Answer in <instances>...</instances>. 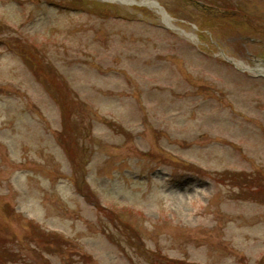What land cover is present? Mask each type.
Returning a JSON list of instances; mask_svg holds the SVG:
<instances>
[{"label": "rangeland", "instance_id": "374dc122", "mask_svg": "<svg viewBox=\"0 0 264 264\" xmlns=\"http://www.w3.org/2000/svg\"><path fill=\"white\" fill-rule=\"evenodd\" d=\"M130 1L0 0L1 264H264V0Z\"/></svg>", "mask_w": 264, "mask_h": 264}, {"label": "bare ground", "instance_id": "6f19581e", "mask_svg": "<svg viewBox=\"0 0 264 264\" xmlns=\"http://www.w3.org/2000/svg\"><path fill=\"white\" fill-rule=\"evenodd\" d=\"M117 1H119V2H121V3H128V1L127 0H117ZM138 5H144V6H146L147 8H149V9H153V10H155L157 13H159L161 16H163V18L166 20V21H169V19L165 16V14L161 11V10H159V8L157 7V6H155L153 3H150V2H141V3H139ZM243 70H247L245 67L243 68Z\"/></svg>", "mask_w": 264, "mask_h": 264}, {"label": "trees", "instance_id": "16d2710c", "mask_svg": "<svg viewBox=\"0 0 264 264\" xmlns=\"http://www.w3.org/2000/svg\"><path fill=\"white\" fill-rule=\"evenodd\" d=\"M30 60H33V59H30ZM32 63V62H31ZM34 63V62H33ZM68 156V155H67ZM68 158H69V156H68ZM232 178V177H231ZM258 180H260V179H258ZM261 181V180H260ZM243 188H244V190H247V192L245 191V192H243V193H245V195H249L252 199H250V200H253V199H255V200H257V198H256V195H257V192H255V190H251V191H249V187H247V186H245V185H243ZM80 190V189H79ZM78 190V192L79 193H82V192H80ZM258 195H260V194H258ZM254 200V201H255ZM164 260H166L165 258H164ZM168 263H171V264H179V263H177V262H168ZM0 264H1V262H0Z\"/></svg>", "mask_w": 264, "mask_h": 264}, {"label": "water", "instance_id": "95a60500", "mask_svg": "<svg viewBox=\"0 0 264 264\" xmlns=\"http://www.w3.org/2000/svg\"><path fill=\"white\" fill-rule=\"evenodd\" d=\"M151 3H153L155 6H157L162 11V9L158 6L157 3H154V2H151ZM128 4L129 5H135V3L134 2H131V1H128ZM227 61H229V60H227Z\"/></svg>", "mask_w": 264, "mask_h": 264}]
</instances>
